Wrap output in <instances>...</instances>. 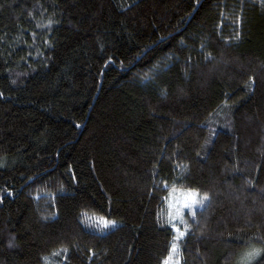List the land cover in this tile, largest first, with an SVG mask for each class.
I'll return each mask as SVG.
<instances>
[{
	"label": "trees",
	"instance_id": "trees-1",
	"mask_svg": "<svg viewBox=\"0 0 264 264\" xmlns=\"http://www.w3.org/2000/svg\"><path fill=\"white\" fill-rule=\"evenodd\" d=\"M174 244L264 264V0H0V264Z\"/></svg>",
	"mask_w": 264,
	"mask_h": 264
},
{
	"label": "rangeland",
	"instance_id": "rangeland-1",
	"mask_svg": "<svg viewBox=\"0 0 264 264\" xmlns=\"http://www.w3.org/2000/svg\"><path fill=\"white\" fill-rule=\"evenodd\" d=\"M188 192H183L181 190H173L169 194L166 205L168 208V215L173 222L175 219L179 218L180 213L187 209V207H184L186 203H190V198L188 197ZM175 232L176 229H174ZM171 260L168 261V264H177L178 260L177 257L175 258V254L171 251ZM168 260V259H167Z\"/></svg>",
	"mask_w": 264,
	"mask_h": 264
},
{
	"label": "snow or ice",
	"instance_id": "snow-or-ice-1",
	"mask_svg": "<svg viewBox=\"0 0 264 264\" xmlns=\"http://www.w3.org/2000/svg\"><path fill=\"white\" fill-rule=\"evenodd\" d=\"M188 195V197L190 198V203H186L185 205H184V207H187V208H189V209H192L193 208V206H195V205H202L203 204V202L205 201V200H207L208 199V197L205 195V196H203L201 199H197L196 198V196H197V194L196 193H188L187 194ZM195 213H194V211H193V215H194ZM97 223H99V224H102L104 227H108L109 226V221H106V220H104L103 218H100L98 221H97ZM177 231L179 232V236L177 237V238H179V237H183L184 236V232H180L178 229H177ZM172 253L173 254H175L176 252H177V246L174 244L173 246H172ZM171 255L169 256V258H168V260H166L165 261V264H168V261L169 260H171Z\"/></svg>",
	"mask_w": 264,
	"mask_h": 264
}]
</instances>
